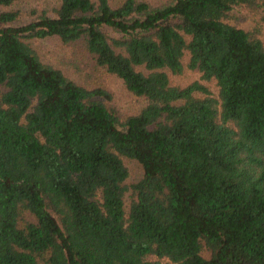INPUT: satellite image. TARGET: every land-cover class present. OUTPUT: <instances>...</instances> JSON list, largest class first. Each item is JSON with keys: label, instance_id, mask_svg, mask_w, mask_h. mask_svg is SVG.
Wrapping results in <instances>:
<instances>
[{"label": "trees", "instance_id": "trees-1", "mask_svg": "<svg viewBox=\"0 0 264 264\" xmlns=\"http://www.w3.org/2000/svg\"><path fill=\"white\" fill-rule=\"evenodd\" d=\"M20 1L0 0V264H264V42L229 22L264 0H57L26 22ZM47 37L143 105L121 117L41 59ZM185 68L216 94L170 84Z\"/></svg>", "mask_w": 264, "mask_h": 264}, {"label": "rangeland", "instance_id": "rangeland-1", "mask_svg": "<svg viewBox=\"0 0 264 264\" xmlns=\"http://www.w3.org/2000/svg\"><path fill=\"white\" fill-rule=\"evenodd\" d=\"M119 0H113V2ZM158 2L159 0H149ZM57 4V0H23L15 3L10 9H17L20 12L19 22H26L31 18L32 10L51 11ZM5 8L0 7V11ZM7 10V9H5ZM231 24L238 25L244 29H250L257 24L260 38L264 42V18L260 15L251 16L247 12L240 10L233 11L230 18ZM31 45L35 47L41 59L61 68V70L69 78L75 80L78 84L86 86H99L105 89L111 96V105L117 110L118 114L123 117L128 114L135 113L143 105L141 99L132 96L126 92L121 81L113 75L105 73L101 68L95 66L91 57L84 51L82 45L78 42L70 44H62L55 37H47L31 41ZM186 62V58L184 63ZM169 82L172 85L184 86L193 80H199L205 85L212 94H216V88L213 81H203L199 79V72L185 68L179 75L169 74ZM128 175L124 183L128 186L137 181L141 174L139 164L132 160L122 159ZM128 196V193H127Z\"/></svg>", "mask_w": 264, "mask_h": 264}]
</instances>
